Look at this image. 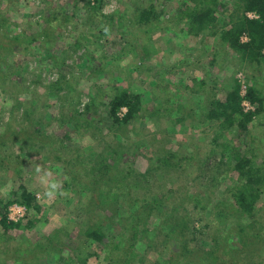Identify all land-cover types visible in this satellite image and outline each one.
I'll return each instance as SVG.
<instances>
[{
    "label": "rangeland",
    "instance_id": "374dc122",
    "mask_svg": "<svg viewBox=\"0 0 264 264\" xmlns=\"http://www.w3.org/2000/svg\"><path fill=\"white\" fill-rule=\"evenodd\" d=\"M72 1L0 0V37H3V42L11 46V37L21 35L20 41L12 47L18 49L25 43L23 39L37 38L31 45L26 43V49L23 45L21 53L14 49L1 60V73L4 74H0V201L7 203L18 198L22 186H25L27 192L38 198L41 206L38 212L25 204H11L8 220L15 225L10 232L3 229L0 217V264H22L18 257L25 252L19 247L35 248V245L46 242V237L54 231L65 227L72 231L70 238L66 239V246L60 247L62 250L51 246L49 252L37 251L38 256L44 258L36 260L33 258L36 254L23 257L31 264H70V259L78 261L89 256L90 248V253L95 254L90 255L87 264H109L106 251L100 252L97 245L90 247L89 239L81 235V228H89L93 223L100 226V218L110 216L109 209L100 208L101 199L117 204L112 211L122 215L126 213L120 207L123 202L125 209L129 206L131 217L130 212L141 208L151 192V187L144 189L145 180L141 182L145 173L151 178L149 180H153L151 186L156 187L153 196L157 194L161 198L177 180L173 174L161 178L163 170L170 169L161 164V158L170 156V153L189 155L219 148L211 143L214 141L211 130L214 129L209 127V121L200 120L203 112L199 106L209 98L207 96L215 94L217 98L222 97L224 88L231 86L228 80L232 77L242 85L243 95L257 81L264 92V63L254 68L249 62L240 60L227 44L224 45V24L218 23L213 30L197 35V31L184 26L176 18L168 21L175 15L178 0H155L157 12L164 18L161 25L150 22L143 23V26L134 23L130 26L126 21L121 29L115 25L109 31L102 29L111 22V17L117 20L121 16H132L135 10H141L140 6H135L137 2L145 8L151 1L93 0L91 8L83 2L76 10ZM222 1L228 9L234 8V0ZM51 13L58 16L59 22L54 23L50 38L53 43L48 44L41 33L49 30L50 24L46 19ZM229 14L220 12L216 16L222 20ZM67 16L74 17L60 26ZM246 16L259 18L255 12ZM122 22L123 19L120 20ZM119 30L132 32V35L122 37V33H113ZM128 40H132L133 48L127 49ZM241 40L248 41L247 35H243ZM145 52H148L147 56ZM18 70H23L24 74H17ZM203 79L210 85H207V94L201 96L193 90H199L197 82ZM211 87L216 91L214 88L210 93ZM123 89H128L133 101L138 100L144 117L130 125L120 126L116 121L124 119L129 108L121 107L114 117V110L109 106L116 95L121 96ZM245 107L254 110L249 102ZM159 108L163 114L154 112ZM167 108L170 110L166 111ZM26 109L32 118L25 116ZM184 115L188 119L177 120ZM254 125L251 126L250 136L254 142L251 147L256 146L255 149L263 152V157L256 160L260 165L264 162V118L255 120ZM15 127L25 133L2 137L7 129L10 132ZM42 128L45 131L35 133ZM215 137L218 143L233 142L235 148L245 150L243 137L236 129L220 130ZM1 138L7 142L3 143ZM118 147L130 150L126 160L131 167H125L131 180L101 181L99 172L94 173L88 165V158L100 160L106 152ZM251 152L257 153V150ZM218 158L215 160L213 157L215 162L220 161ZM226 159L232 161L229 156ZM197 161L189 171L193 177L199 172ZM52 184L58 187L53 190ZM234 185L231 180L221 190L219 198L226 202L227 194L225 198L222 196L225 190L228 197L231 196L228 190ZM180 191L176 207L172 205L173 196L155 207L152 204L154 197L148 198L144 208H157L145 218L148 241L141 242L128 258L114 254L115 264H174L173 261L175 264H203L202 256L207 259V264H264V194L256 204L255 213L246 214L247 217L253 216L254 226L250 233H240L242 228H247L246 224L251 223L247 217L238 212L235 216H221L211 210L212 204L209 203L208 211L202 212L203 216L208 215L205 223H196L203 232L195 238L196 241L187 242L183 238L187 247L174 240L162 245V235L168 231L155 235V227H164L160 223L159 212L180 208V204L186 207L187 213L190 212L188 215L196 211L193 210L194 198L190 197L199 191L198 185L192 186L189 182ZM183 199L185 203L181 202ZM137 222L133 218L131 223L114 222V233L109 231L108 235H121V229L126 228L129 231L127 239H130L129 233ZM150 239L156 244L161 242L158 245L160 249L154 250L156 246L151 254L147 248ZM19 243L23 245L19 246ZM122 245H126L125 242ZM184 248L192 251L190 258L182 254ZM141 254L146 262L140 260Z\"/></svg>",
    "mask_w": 264,
    "mask_h": 264
},
{
    "label": "trees",
    "instance_id": "16d2710c",
    "mask_svg": "<svg viewBox=\"0 0 264 264\" xmlns=\"http://www.w3.org/2000/svg\"><path fill=\"white\" fill-rule=\"evenodd\" d=\"M150 1L151 2H149V4L145 8H143L144 6H141L140 2H137L135 6H140L141 10H135L132 16H121L117 20L115 17H111V22H108L102 30H112L113 26L115 25L118 29H121V25L124 23L126 24V21L129 22L128 25L131 24L130 26H133L134 24H136V26H143V23L150 22L154 23L157 26L161 25L164 22V18H162L163 14L157 12L158 9L154 6L155 0ZM72 2L75 6V10L83 2H86L89 8L93 6V0H73ZM234 2V8L228 9V5L222 0H178V6L176 8L175 15L172 16V18H169L168 21L176 18L178 22L182 23L184 26L188 25L192 30L197 31V35L212 29L214 25L217 26L218 23L222 24V26L224 24V28L222 29V40H224V45L227 44L230 49H233L235 54L239 56L240 60L242 59L249 62L253 65L254 68L261 67V65L264 63V0H234ZM220 12L223 15L226 12H230V14L227 19L225 18L219 20V17L216 16V14H219ZM249 12H255L259 16V18H250L246 16V14ZM54 15L55 14L51 13L49 18L46 19V21L50 24L49 30H44V32L41 33L47 38L45 43L48 44L53 43L50 40V38H52V27L57 20L59 22L58 16ZM73 17L70 18V16H67L66 19L60 23V26H62L66 22L71 21ZM121 19H123L122 23H120ZM91 27L92 26H90L89 28V33L92 29ZM98 27H100V25L95 28ZM113 33H122L124 35L122 37H125L128 34L132 35V32H122V30ZM243 35H247L248 41L242 42L241 38ZM20 37L21 35H18V37L12 36V39H10L11 46L5 44L3 42V37H0V74H4L1 73V60L3 58H7V55L13 53L14 49H16L18 53H21L22 51L20 49L23 45V48L26 49V43L31 45L35 41H37L36 37L32 40H30L31 38L23 39L25 43L22 44L18 49L16 47H14L13 49L12 47L14 43L16 45L20 41ZM131 41L132 40L127 41V49L128 47L129 49L133 48V43ZM76 45L77 47H79L80 44L77 43ZM49 47L53 48L52 45H50ZM145 55L147 56L148 52H145ZM215 55H217V53H215ZM20 73L22 75L24 74V71L18 70L17 74L20 75ZM59 83L60 82L54 84L53 87L57 86ZM228 84H231V86L226 89L224 88V90L222 91L224 92V95L222 97L217 98L215 94L211 97L207 96L209 98L202 102V106H199L200 110L202 109L203 112L200 120L209 121V127L211 129H214L211 130V134L214 136V141H212L211 143L218 145L219 148L216 150L212 148L205 153L193 152L189 155H183L179 152L177 154L170 153V156L164 157L163 159L161 158V164L173 170L172 172L170 169L163 170V173L159 171V173H161V178L166 177V175L170 177L171 174L176 175L177 178V180L173 183L174 185L171 186V189L168 190L165 195H162L161 198L158 197L157 194L153 196V190L156 187H154L155 185L151 186L153 180H149L151 178L146 175V173L141 179V182L143 180H145L146 182L144 189H149L151 187V192L148 194L147 198H145V202H148V198L154 197V199H152L153 206H159L163 203V201H169L173 196L172 205L176 207L177 201L178 199H180V189L182 188V186L189 184V182H191L192 186L198 185L199 191H197V193L193 197H190L194 198L193 205L195 208L193 210H196L192 214L188 215V213L190 212L187 213L185 210L186 207H181V204L179 205L180 208L168 209L164 210L165 212H159V216L161 218L160 223L161 225H164V227L163 229H161V226L158 228L155 227V235L158 236L157 232L165 233V231H168V233L162 235V245L168 244L169 242H171V240H174L183 243L185 247H187V242L192 240L196 241L195 238L203 233L202 228L196 227V223L197 221H200L199 223H205L208 215L203 216L202 212L205 210L206 212L208 211L207 209L209 203L212 204L211 210L213 209V211L221 216H235V212H238L239 215L247 217V213H252L253 211L255 213L256 204L264 194V162H262V164L260 165H257L256 163L257 158L261 159L263 157V152L260 151L259 148L255 149L256 146L251 147L252 143L254 142H252L253 138L250 136L252 130L251 126H255V120L264 118V92L261 91L258 81L254 85L251 84L249 88H247V92L244 95L242 94V85L239 82L235 81L234 77L228 80ZM1 85L2 84H0V86ZM197 85L199 87V90H193L195 94H200L201 96H204L205 93L207 94V85H210L207 80L203 79L200 82L198 80ZM213 89L212 87L210 88V93L213 91ZM70 91H73L72 88H70ZM215 91L216 88L214 92ZM101 93L103 94V92ZM120 95L121 96L116 95L109 106L110 109L112 108L114 110V117H116L117 115V110H119L123 106H127L129 108V111L124 119H117L116 123L120 126L130 125L132 124V121L143 119V110L139 108L138 100L137 102H135L133 101L132 97L128 95V89H123ZM246 102H249L254 107V110H248L245 107ZM167 110H170V108H167L166 111ZM154 112L163 114L161 108L156 109V111ZM24 113L28 119L29 117L32 118L31 113L27 109L26 111H24ZM186 119H188L186 115H184L182 118H177V120L179 121H185ZM26 122L30 121L27 120ZM234 129H236L241 137H243L242 141L243 146H245V150H239V148H235L232 145L233 142L218 143V138L215 137V134L217 132H219L220 130H222V132H228ZM43 131L45 130L42 128L38 129L35 133L40 134ZM24 133V130L15 127L10 132H8L7 129L2 137L4 138V136L6 137L7 135H23ZM50 137L52 138V136H49V138ZM3 138H1L2 142L6 143L7 139ZM247 139L249 140L246 141ZM256 143V145H258L259 142L257 141ZM254 150H257V153H249L250 151ZM129 151L120 149L119 147L116 148V150H109L103 156L101 155L102 158L100 160L88 158V161L90 162V164L88 165L91 166V169H93L94 173L95 171L99 172V179L101 181L111 182L114 179H121L124 182H128L129 180H131V178L127 177L125 166H127V168L131 167L130 162L126 160ZM217 156L220 157L218 158L220 160L219 162L214 161ZM228 156L232 159V161L230 159H226V157ZM196 160H198L197 164L199 166V172L197 171V175L193 177V173H190L189 171L195 164ZM87 167L88 166L86 165V168ZM158 179H160L159 175L157 176V181H159ZM231 180L236 185L229 188L228 191H231V196L229 197L228 192H226L225 190V194L222 196L224 197L227 194L225 202L223 199H220L221 197L219 198V196L221 195V190L224 189V186H227L231 182ZM170 181H173L172 178L170 179ZM21 190L22 191L20 195H18V198L7 203H4L2 200L0 201V217H2L1 225H3V229L7 232H10L12 227L15 225L13 222H10L8 220V209L11 204L18 202L21 204H25L30 210L34 208L38 212L41 211V206H39L37 202L38 198L33 193L27 192L25 186H22ZM202 193L205 194L202 195ZM206 193L208 194L206 195ZM90 197H92V195ZM216 199L220 200L218 201ZM185 201L186 200L184 199L181 200L182 203H185ZM145 202L144 205L141 206V208H137V210L131 211L130 213L132 215L130 217V214L128 213V211H130L129 206L125 209L124 203L122 202V205L120 207L122 210H124V212H126L125 214H123L125 216H123L122 213H119L118 211H112V207H117V204H113L108 199L102 198L101 202H99V206H101L100 208H103V210L109 209L107 211L111 213L110 216L101 217L100 226H98L96 223H93V226L90 225L89 228H81V235H85L86 237H88L86 238L83 236L85 239H89L88 241H86L88 244H90V247H92V245H97L100 252L104 253L106 251V259L109 261V264L116 263V260H114V258L117 255L119 256L121 254V256L127 258L130 257V255H133V253L135 252L134 250L141 242L144 243L148 241L146 240V238L148 239V236H146L148 235V228L145 218H148L149 214H152L157 210V208L156 210H154L155 206H151L145 209ZM133 204L134 203H132L131 205ZM252 217L253 216L247 217L248 220L251 221V223L246 224L247 228L244 227L241 229V234L250 233L251 229L254 226ZM122 218L124 219L122 220ZM132 218L133 221L138 222L135 223L131 233H129L130 239H127L129 231L126 230V228L125 230L121 229V235H108L109 231H112L114 222L122 223L128 221V223H131ZM127 225L128 224H126L125 226ZM70 231L72 230L68 227L59 228L54 231V233L46 237V242L35 245V248L25 245L23 247H19V249L20 251L25 252L24 255H26V257L28 255L30 256L31 254H36L35 256H33L34 259L37 260L40 258H44L45 256L39 257L37 251L40 249V251L49 252L51 251V246L58 247L54 249L62 250L60 247L66 246L68 242V240L66 241V239H69L71 236ZM125 233L127 234L125 235ZM183 238H185V241L187 242H184ZM149 241L150 245L147 246V248L150 254L152 251L160 249L158 245H160L161 242L159 244H156L152 239H150ZM123 242H125L126 245H122ZM176 244L180 245L178 243ZM20 245L23 244L19 243V246ZM156 246L157 248L154 249ZM122 248H124V251ZM108 250H111V253ZM90 251L91 249L89 248V256L85 257L82 260L79 259L78 261H74L73 259H70V264H87L88 258L91 257L90 255L95 254L90 253ZM114 254L116 255L114 256ZM182 254L188 256L189 258L191 257V255H193L192 251H189L188 248H184ZM23 256H19L18 260L21 259L20 261L22 262V264H31L29 259ZM141 256L143 255L141 254ZM141 256L140 260L146 262V258H144V256ZM146 256L148 257V253ZM201 261L203 264H207V259L204 258V256H202ZM173 263L175 264V261H173Z\"/></svg>",
    "mask_w": 264,
    "mask_h": 264
},
{
    "label": "clouds",
    "instance_id": "9594fccd",
    "mask_svg": "<svg viewBox=\"0 0 264 264\" xmlns=\"http://www.w3.org/2000/svg\"><path fill=\"white\" fill-rule=\"evenodd\" d=\"M37 171H39V168H37ZM58 186L56 185V184H52L51 185V188L54 190V189H56ZM49 194H51V193H49Z\"/></svg>",
    "mask_w": 264,
    "mask_h": 264
}]
</instances>
